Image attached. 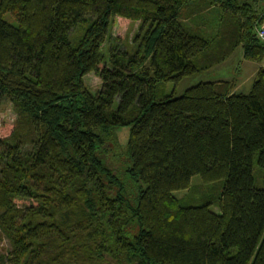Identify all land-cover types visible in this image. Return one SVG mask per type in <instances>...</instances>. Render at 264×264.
I'll use <instances>...</instances> for the list:
<instances>
[{"label":"trees","instance_id":"trees-1","mask_svg":"<svg viewBox=\"0 0 264 264\" xmlns=\"http://www.w3.org/2000/svg\"><path fill=\"white\" fill-rule=\"evenodd\" d=\"M210 10V33L190 26ZM116 18L138 27L129 49ZM262 23L264 0H0V264H264V66L247 93L162 90L238 46L264 62Z\"/></svg>","mask_w":264,"mask_h":264},{"label":"rangeland","instance_id":"rangeland-1","mask_svg":"<svg viewBox=\"0 0 264 264\" xmlns=\"http://www.w3.org/2000/svg\"><path fill=\"white\" fill-rule=\"evenodd\" d=\"M219 11L214 10L213 14H211V10L206 12V16L204 18H199L194 22H188L190 26H195L196 24L199 27H202L206 32V34L210 33L209 26L212 27L216 21V14L218 15ZM214 15V16H213ZM3 20L16 25L15 20L9 14H5ZM137 25L132 22H125V24H120L119 19H115L113 26L110 29V33L113 37L120 36L123 38V42L125 43L126 49L130 48L132 43L133 36L137 33ZM82 31L78 28L75 31L71 32L69 38L72 43H76L79 37L81 36ZM107 46H103L101 48L102 54L105 56L107 61ZM264 62H252L247 61L242 57V48L238 46L235 48L231 54L221 63L210 67L207 70L200 71L191 76H187L182 78L177 83H165L162 90L166 95H172L173 97L180 96L184 90L187 88L194 86L200 82H214V81H230L235 84L234 92L237 93H247L250 90L251 84L254 80L255 72L259 67H263ZM83 83L85 87L91 92L95 93L100 88V80L94 73H89L83 77ZM117 101L114 100L111 108H116ZM14 119V114L12 112V108L10 103L3 101L0 104V124L3 122H11ZM128 136V127H118L114 130V142L116 144V158L114 159L115 165L122 171L125 164V153H126V141ZM260 169L257 167L255 161H253V174L255 184L260 186L261 180L258 176V171ZM221 182V181H219ZM190 186L197 187L201 186L199 176H194L190 180ZM214 192V191H213ZM188 191L187 190H179L173 192V194L178 198L182 199L186 197ZM214 208V207H213ZM214 211H216L214 209ZM6 248H8L7 242L4 238H0V252L5 253Z\"/></svg>","mask_w":264,"mask_h":264},{"label":"built area","instance_id":"built-area-1","mask_svg":"<svg viewBox=\"0 0 264 264\" xmlns=\"http://www.w3.org/2000/svg\"><path fill=\"white\" fill-rule=\"evenodd\" d=\"M255 35L261 43H264V23L255 27Z\"/></svg>","mask_w":264,"mask_h":264}]
</instances>
